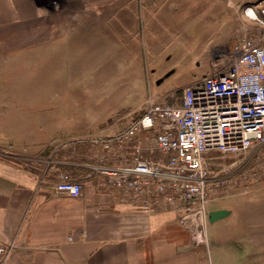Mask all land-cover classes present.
I'll return each mask as SVG.
<instances>
[{
  "label": "crops",
  "instance_id": "crops-1",
  "mask_svg": "<svg viewBox=\"0 0 264 264\" xmlns=\"http://www.w3.org/2000/svg\"><path fill=\"white\" fill-rule=\"evenodd\" d=\"M50 2L0 0V59L16 67L7 80L13 86L0 94V138L46 141L28 148L30 163L0 158V245L13 246L4 264H231L236 257L229 251L228 229L209 233L207 221V241L196 243L175 212L122 201L97 171L90 144L48 147L53 140L100 138L119 130L101 126L109 120L105 109L99 111L97 96L90 104L77 86L62 101L36 99V92L46 97L54 91L36 85V55L42 56L36 49L56 39L68 20ZM29 62L32 68L24 71ZM143 144L153 147L149 139ZM129 153L130 148L119 152L117 160H128ZM61 176L81 184L78 197L54 194Z\"/></svg>",
  "mask_w": 264,
  "mask_h": 264
},
{
  "label": "rangeland",
  "instance_id": "rangeland-1",
  "mask_svg": "<svg viewBox=\"0 0 264 264\" xmlns=\"http://www.w3.org/2000/svg\"><path fill=\"white\" fill-rule=\"evenodd\" d=\"M52 2L68 20L56 39L36 49L42 52L41 57L36 55V85L54 88L46 97L36 92V99L62 101L77 86L81 92H76L86 93L90 104L97 96L99 111L105 109L109 120L101 126L118 127V131L145 111L151 97L179 93L192 82L225 70L237 57L240 40L252 37L259 42L264 30L243 14L248 5L264 7V0ZM97 44L102 47L101 60L91 65L86 56L98 52L90 49ZM10 62L0 59V94L4 87L13 86L7 81L16 71ZM31 68L29 62L24 71ZM90 138L53 140L48 147L77 149L90 144L91 153L97 155V136ZM45 142L0 138V158L30 163L25 156L28 148ZM207 168L211 177L226 180L212 186L214 195L207 205L208 213L225 211L226 215L208 219V232L230 231L229 251L236 257L228 259L231 264H264V151L254 147L235 155L214 152L208 156Z\"/></svg>",
  "mask_w": 264,
  "mask_h": 264
},
{
  "label": "built area",
  "instance_id": "built-area-1",
  "mask_svg": "<svg viewBox=\"0 0 264 264\" xmlns=\"http://www.w3.org/2000/svg\"><path fill=\"white\" fill-rule=\"evenodd\" d=\"M243 14L264 27V7L248 5ZM257 38L244 37L225 70L202 78L161 98L151 97L145 111L124 129L96 138L100 148L97 171L117 189L121 200L151 204L177 214V223L205 244L207 205L213 185L208 156L238 154L254 147L264 151V30ZM153 147H145L144 140ZM92 146V145H91ZM130 148L128 160L117 154ZM158 153L152 157L150 154ZM61 176L55 195L78 197L79 182ZM12 245H0L4 264Z\"/></svg>",
  "mask_w": 264,
  "mask_h": 264
},
{
  "label": "bare ground",
  "instance_id": "bare-ground-1",
  "mask_svg": "<svg viewBox=\"0 0 264 264\" xmlns=\"http://www.w3.org/2000/svg\"><path fill=\"white\" fill-rule=\"evenodd\" d=\"M50 1H53V0H50ZM90 48H92L93 50H95V49L98 50V52L96 54H93V55L89 56V64L95 65L101 60L100 59L101 52H99V51H101L102 47H101L100 44H97V45H92V47H90Z\"/></svg>",
  "mask_w": 264,
  "mask_h": 264
},
{
  "label": "water",
  "instance_id": "water-1",
  "mask_svg": "<svg viewBox=\"0 0 264 264\" xmlns=\"http://www.w3.org/2000/svg\"><path fill=\"white\" fill-rule=\"evenodd\" d=\"M169 74H167L166 76H168ZM226 215V212L225 211H213V212H210L208 213V219L210 221H213V220H216L218 218H221L223 216Z\"/></svg>",
  "mask_w": 264,
  "mask_h": 264
}]
</instances>
